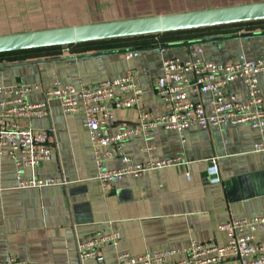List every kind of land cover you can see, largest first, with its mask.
<instances>
[{
  "label": "crops",
  "instance_id": "obj_1",
  "mask_svg": "<svg viewBox=\"0 0 264 264\" xmlns=\"http://www.w3.org/2000/svg\"><path fill=\"white\" fill-rule=\"evenodd\" d=\"M256 26L245 31L252 33L246 38L211 41L207 38L212 36L203 40L205 36L181 38L168 32L3 53L0 87L30 84L29 100L39 101L43 87H51L55 79L92 86L134 69L142 88L140 102L112 110L108 130L115 133L123 123H134L139 111H164L155 92L162 59L185 58L195 44L201 45L206 60H234L240 54L256 58L264 54V21ZM132 51L137 55L126 58ZM258 86L264 100V73L258 74ZM227 91L241 100L247 97L238 79L228 84ZM127 95L117 92L119 97ZM22 124L49 131L53 143L50 160L36 168L20 167L22 179L54 176L66 183L20 187L14 159L8 154L0 157V264H8L10 257L29 264H116L117 252L138 255L183 248L191 240H215L222 245L226 235L218 229L220 223L264 214V149L255 147L264 143V130L247 123H222L209 129L191 126L182 132L156 127L145 138H130L123 153L134 162L150 157L179 160L104 186L95 178L81 112L65 113L60 102L52 99L49 116L25 119ZM213 158L218 181L208 175ZM103 165L119 167L122 161L119 156L104 158ZM112 229L120 231L121 239L117 247L101 248L102 261L79 257L78 241ZM254 241L264 244V229L255 231ZM222 264L237 262L230 257Z\"/></svg>",
  "mask_w": 264,
  "mask_h": 264
},
{
  "label": "built area",
  "instance_id": "obj_2",
  "mask_svg": "<svg viewBox=\"0 0 264 264\" xmlns=\"http://www.w3.org/2000/svg\"><path fill=\"white\" fill-rule=\"evenodd\" d=\"M239 32L246 30L241 24ZM238 25V26H241ZM71 46V45H64ZM202 47L195 44L185 58L166 57L161 62V73L155 80V92L161 100L164 111L152 114L139 111L132 124H122L120 130L110 133L109 123L113 120V109L131 108L139 104L142 88L137 82L134 69L125 75L103 79L88 86L63 82L55 79L52 86L44 89L39 101H30V84H16L0 87V157L4 154L14 159L18 169L20 187H43L65 184L63 177L31 178L23 180L21 166L36 168L51 159L53 143L49 131L34 129L22 124V120L44 118L50 115V100L57 99L65 113L81 112L91 143L95 162V178L104 186L108 182L141 176L149 170L174 164L178 157L134 162L123 153L124 142L133 137H147L156 127L179 132L191 126L209 129L222 123L237 125L247 123L264 130V100L260 96L258 74L264 73V54L248 58L243 54L234 60L212 61L202 57ZM137 55V51L126 53V58ZM241 80L247 97L241 100L227 91L232 80ZM117 92L128 94L119 97ZM259 150L264 143H256ZM119 156L122 165L107 168L104 158ZM208 175L218 181L216 158L211 160ZM226 235L222 245L215 240L199 242L191 240L183 248H168L155 252L131 255L116 253V264H222L233 257L237 264H264V244L254 241V233L264 229V214L230 218L218 225ZM121 233L117 229L99 233L77 242L80 258L102 261L101 248L106 245L117 247ZM181 254L180 257L173 256ZM170 258L168 261L167 259ZM8 264H29L15 257Z\"/></svg>",
  "mask_w": 264,
  "mask_h": 264
},
{
  "label": "rangeland",
  "instance_id": "obj_3",
  "mask_svg": "<svg viewBox=\"0 0 264 264\" xmlns=\"http://www.w3.org/2000/svg\"><path fill=\"white\" fill-rule=\"evenodd\" d=\"M264 0H0V34L131 17L183 12ZM246 23V30L257 29ZM232 24L174 31L191 38L238 33Z\"/></svg>",
  "mask_w": 264,
  "mask_h": 264
},
{
  "label": "water",
  "instance_id": "obj_4",
  "mask_svg": "<svg viewBox=\"0 0 264 264\" xmlns=\"http://www.w3.org/2000/svg\"><path fill=\"white\" fill-rule=\"evenodd\" d=\"M264 20V1L0 34V53ZM252 33L212 36L246 38Z\"/></svg>",
  "mask_w": 264,
  "mask_h": 264
},
{
  "label": "trees",
  "instance_id": "obj_5",
  "mask_svg": "<svg viewBox=\"0 0 264 264\" xmlns=\"http://www.w3.org/2000/svg\"><path fill=\"white\" fill-rule=\"evenodd\" d=\"M260 21H264V20H257V21H247V22H240V23H234L235 25H241V24H246V23H251V22H260ZM227 25H232V24H227ZM218 26H222V25H218ZM213 27V26H212ZM203 28H207V27H203ZM199 29V28H198ZM191 30V29H188ZM182 31V30H181ZM168 33V32H167ZM172 33V32H169ZM155 34H159V33H154V34H146V35H155ZM141 36V35H140ZM133 37V36H130ZM121 38H128V37H121ZM113 39H118V38H110V39H104V40H113ZM71 45V44H69ZM53 47V46H52ZM43 48H47V47H43ZM31 50V49H30ZM8 53V52H7ZM3 54V53H0Z\"/></svg>",
  "mask_w": 264,
  "mask_h": 264
}]
</instances>
